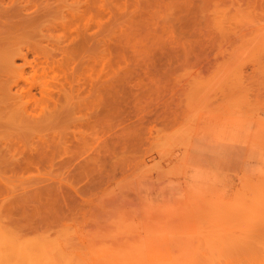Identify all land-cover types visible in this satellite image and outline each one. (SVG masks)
I'll return each mask as SVG.
<instances>
[{"label":"rangeland","instance_id":"rangeland-1","mask_svg":"<svg viewBox=\"0 0 264 264\" xmlns=\"http://www.w3.org/2000/svg\"><path fill=\"white\" fill-rule=\"evenodd\" d=\"M26 1H30L29 6L36 2L40 6L37 10L42 8L43 13H32L37 7L33 3L30 13L22 11V16L32 14L42 19L37 20V25H53L51 35L46 37L48 42H62L69 47L72 41L80 40L76 59L81 58L85 68L74 62V70L71 63L62 72L63 76L66 72L69 75L72 69L80 74L84 102L78 106L59 96L60 113L53 124L37 129L19 126L31 140L42 134L53 140L54 163L41 164L39 173L43 178L31 170L26 184L16 183L15 189L47 185L52 188L48 195L56 198L45 196L50 201L48 207L44 205L45 197L38 200L33 216L47 217L49 221L38 220L31 227L24 226L16 220L15 212L0 205V264H18L19 257L15 255L19 245L30 243L37 249L46 247L41 252L45 264H108L112 258L120 264H147L146 256L138 251L146 244L152 246L155 256L166 259L157 264H186L187 257L179 254L182 247L208 251L206 264H226L227 260L217 251L227 247L231 239L244 235V219L264 217V195L260 193L264 189V0ZM26 1L17 0L15 5H26ZM197 4L201 5L199 13ZM184 16L186 19L182 20ZM198 17L207 25L205 28L200 27L202 23L197 24L199 19L193 20ZM15 18L19 20L21 15ZM63 19L68 23L61 27ZM71 25L76 27L77 35L82 31L81 37L75 34L72 40L70 31H75ZM198 25L201 35L196 33ZM203 30L208 34L204 37L212 38H201ZM32 37L16 40L22 44ZM227 38L230 42L224 44ZM46 39L42 41L45 43ZM6 43L0 46V57L11 46ZM125 60L128 69L131 66L130 73L125 70L127 67L122 72L130 75L134 71V76L124 74L127 79L117 77L123 68L116 65H124ZM54 68L38 69L41 79L38 73H26L29 84L47 88L42 95L33 88L21 98L25 107L35 114L40 112L41 117L55 107L45 95L52 93L57 84L55 75L61 69ZM146 74H150L149 79ZM116 77L125 78L121 86H127L128 90H122L126 94L120 92ZM112 85L120 91L112 90ZM61 87L55 90L62 96ZM139 91L149 100L141 98ZM118 92L123 94L120 100L113 95ZM85 115L87 119L83 118ZM12 128L14 133L18 131L17 126ZM2 169L0 175H4ZM33 176L39 179L34 177L33 181ZM35 237L40 238L34 241ZM76 237L89 240L79 241ZM125 237L131 238L128 247L122 242L116 245ZM258 240L262 241V237L258 236Z\"/></svg>","mask_w":264,"mask_h":264},{"label":"bare ground","instance_id":"bare-ground-1","mask_svg":"<svg viewBox=\"0 0 264 264\" xmlns=\"http://www.w3.org/2000/svg\"><path fill=\"white\" fill-rule=\"evenodd\" d=\"M14 0H9V2H5V0H0V21H2L0 24V46L2 45V43H6V42H9L8 44H10L11 48L7 50L6 54L2 57H0V167L3 168L1 171L4 175H0V205H2L3 207H5V209L9 212H15L16 214L13 213V215L16 216V220L21 222L24 226H27V227H31L33 226L38 220L40 221H49V218L45 217V218H42V219H37L35 218L33 215V212L37 209V207H39V205H36L38 200L42 199V197H45L49 194V191L52 189H49V186L45 185H41L42 187H34L33 189H27V187H22L21 190L17 191L14 187V184L20 186L21 185H24V183L26 184V179H28L30 176V172L31 170L33 171V169L39 174H37V176L40 178H43L41 176V174L39 173L40 171V167L46 163L44 162H47L49 163L48 166H50L52 163V160H53V157H52V154H53V150H52V143H53V140L51 142V140L47 139V137L45 138L44 134H42L43 136H40V137H35V140H31L33 139L32 137H28V134L24 131L21 132L22 128L19 126H22V127H27L25 129H29V127H33L34 129H37L38 127L40 126H49L50 123H54L52 122L54 120V118L56 119V116H59V107L57 108L58 104H59V99L60 98H64L65 101H74V104L76 105H80L81 102L83 101L81 99V97L84 96V94H81V93H84V91L82 92V87H83V81H82V78L80 76V74H75V71H73V66H74V62H76V65H79L78 67L81 68V65H83V68H85L84 66V62L83 61H80L81 58L76 59V50L81 48V43H80V40L79 41H72L73 39H75V34L77 35V32H76V27L73 28V26L71 25V29H74V31L76 32H71L72 36H74V38H72V40L69 39L73 42V43H70V42H67L70 43L69 44V47L72 46V47H68V46H65V45H62V42H59L58 43H50L48 42L49 39L47 40L46 37L48 35L49 37V30H50V27H53V25L51 24H42V25H37V20H42L41 18L38 19L39 17L38 16H34V15H26L25 17L22 16L23 15V12H25V14L28 12L30 13V10L29 8H31L33 6V3H35L34 5H36L37 3L36 2H33L32 4H30L31 6L28 5V3H30V1H26V5H24L25 2H23V4H20L19 5H15L16 4V1L15 0L14 2H12ZM165 2V0H163ZM188 1V0H187ZM199 1V0H198ZM46 4H47V1H44ZM43 2V3H44ZM78 2V1H77ZM184 2V1H183ZM200 2V1H199ZM198 2V4H199ZM44 3V6L46 5ZM172 3V2H171ZM19 4V3H18ZM168 4V3H167ZM182 4V3H181ZM197 4V13H199L201 11V8L200 6ZM42 5V4H41ZM164 5V3H163ZM183 5V4H182ZM43 6V7H44ZM49 6V5H47ZM44 7L45 9L47 8ZM165 6V5H164ZM167 6V5H166ZM165 6V7H166ZM170 6V5H168ZM167 6V7H168ZM40 7V6H39ZM38 7V4H37V7L35 6L33 8L32 13H34V11H37L39 12L42 8H40L39 10H37ZM186 7V5H185ZM169 8V7H168ZM183 8H184V5H183ZM35 9V10H34ZM55 9H57L55 7ZM173 8L171 7V10ZM29 10V11H28ZM48 10V9H47ZM47 10H44L45 12H47ZM52 11L50 12H54L53 9H51ZM167 10V8H166ZM170 10V9H169ZM23 11V12H22ZM42 11V12H41ZM40 13L42 14L43 13V10H41ZM44 12V14H46ZM50 12L47 14L49 15ZM72 12V11H71ZM78 12V10H77ZM80 12V11H79ZM78 12V13H79ZM196 12V10L194 11ZM36 13V12H35ZM34 13V14H35ZM70 14V12H69ZM72 14V13H71ZM167 14V13H166ZM21 15V19L19 18ZM38 15V14H36ZM195 15V14H194ZM199 15V14H198ZM42 18H44V15H41ZM65 16V15H64ZM63 16V17H64ZM75 16V15H73ZM73 16H72V19H73ZM200 16V15H199ZM15 17H18L19 20H14L16 19ZM67 17V16H65ZM196 17V15L194 16ZM202 17V16H201ZM201 17L199 18H195L193 20L195 21H198L199 19V22H197V24H201L200 27H206L207 25H204L203 21L200 22V19ZM14 18V19H13ZM46 18V17H45ZM67 18H70L69 16ZM13 19V20H12ZM186 19V16H184L182 18V20ZM197 19V20H196ZM69 20V19H67ZM47 21V20H46ZM62 21V19L60 20V22ZM73 21V20H72ZM71 21V22H72ZM41 22V21H40ZM52 22V21H51ZM59 22V21H58ZM58 22H56V24H58ZM59 22V23H60ZM68 23V21H66ZM66 22H64V19H63V23L61 27H63V25L65 26ZM70 22V23H71ZM65 23V24H64ZM81 24V23H80ZM195 24V22H194ZM196 24V25H197ZM38 26V28H37ZM39 26H42V27H39ZM85 26V25H84ZM169 26V25H168ZM56 27V26H55ZM199 25L197 26V29L198 31H196L197 34H200L201 35V30L198 28ZM54 28V27H53ZM68 28V27H66ZM70 28V27H69ZM195 28V27H194ZM203 28V29H204ZM56 29V28H55ZM60 29V27H59ZM59 29H57V31H59ZM70 29V30H71ZM168 29V28H167ZM69 30V29H68ZM171 30V29H170ZM36 31V32H35ZM52 31V30H51ZM78 33H79V30H77ZM81 31V30H80ZM169 31V30H168ZM61 32H64L61 31ZM60 32V33H61ZM82 32V31H81ZM79 33V34H82V33ZM85 32V31H84ZM53 35H54V32H52ZM66 33V32H64ZM64 33H61L64 34ZM171 33V31H170ZM202 37L201 38H204L206 40V38L208 37H204L206 36V32L204 33V30L202 32ZM57 34V33H56ZM77 35L76 37H81L80 35ZM30 39H26L25 41H23L22 44H19L18 42H22V41H18L17 42V38L20 39V37H30V36H33ZM36 35V36H35ZM39 35V38L38 36ZM51 35V34H50ZM70 35V33H69ZM208 35V34H207ZM55 36V35H54ZM66 36V35H65ZM71 36V35H70ZM197 36V35H196ZM37 37V38H35ZM42 37V38H41ZM45 37V38H44ZM64 37V36H63ZM172 37V36H171ZM210 37V36H209ZM208 37V38H209ZM227 37L229 38V35L227 34ZM23 38V39H24ZM197 38V37H196ZM195 38V39H196ZM212 38V37H210ZM228 38L224 41V44L226 42H230V40H228ZM4 39V40H3ZM42 39H46V42L44 43L42 41ZM56 39V37H55ZM53 38V41L55 42V40ZM68 39V38H67ZM84 39V37H83ZM204 39H203V42H204ZM3 40V41H2ZM11 40V41H10ZM16 40V42H15ZM66 40V39H65ZM198 40V39H196ZM202 40V39H201ZM2 41V42H1ZM84 41V40H83ZM199 41V40H198ZM222 41V39H221ZM220 41V42H221ZM57 42V41H56ZM64 42V41H63ZM14 43V44H12ZM16 43V45H15ZM65 43V42H64ZM202 43V41H201ZM7 44V43H6ZM17 44H19L17 46ZM49 44V45H48ZM73 44V45H72ZM197 44V43H196ZM16 46L15 48H12L14 46ZM89 45V44H88ZM181 45H183L181 43ZM201 45V44H200ZM221 45V43H220ZM220 45L218 43V47L220 49ZM184 46V45H183ZM225 46V45H224ZM223 46V47H224ZM222 48V47H221ZM83 49V48H82ZM222 50V49H220ZM223 51H224V48H223ZM220 52V51H217V53ZM221 53V52H220ZM224 53V52H223ZM223 53L221 54L222 57L224 56ZM86 54V53H85ZM194 55V54H193ZM217 55V54H216ZM31 56V57H29ZM78 56V55H77ZM80 56V55H79ZM78 56V57H79ZM97 56V55H96ZM77 57V58H78ZM101 59V58H100ZM169 59V58H168ZM94 60V59H93ZM99 60V59H98ZM155 60V59H154ZM161 60V59H160ZM159 60V61H160ZM163 60V59H162ZM170 60V59H169ZM117 60H113V62ZM158 61V62H159ZM165 61V60H164ZM90 62V61H89ZM88 62V63H89ZM95 62V60H94ZM119 62V61H118ZM71 63H72V69H70L71 73H69V75H67L68 73H64V76H63V72L62 70L70 65L71 66ZM87 63V62H86ZM162 63V62H161ZM171 64V62H169ZM91 64V63H90ZM114 64V63H111V65ZM144 64V63H143ZM153 64V63H152ZM155 64V63H154ZM165 64V63H164ZM86 65V64H85ZM128 61L125 60L124 62V65L122 64L119 65L117 64L116 66H118L117 68L120 69V67H122L123 69H120V76H117V77H128L129 74H127L126 72H122V70L124 71V69L130 73V68L131 66L129 67L128 69ZM88 67H91V65L89 66L88 64L86 65ZM103 66V65H102ZM124 66V67H123ZM198 65H196L197 67ZM54 67L56 68H60L61 71L57 72V74L55 75V77L57 79V84L60 83V86L59 84L55 85V89H57L58 87H61L62 89V96H61V93L59 92H56L57 90H55L54 88V93H46V97H48V99H50L49 101H52L51 105L53 104L57 109V113L55 111V107H53L54 111L52 110L50 113H48V115L46 117H41V115H38L39 113L36 112L37 114H35L34 112H32L31 110H29V108L25 107V104H22L23 102L21 101V98L24 97V94L30 92L31 89H37V91H40V94L41 92L47 88H43L41 87V84L40 85H36L34 82L35 85H33L32 83L29 84L28 80L27 81V76L26 73L28 71H30V73H38L36 71H38V69H41L42 71H46V69L49 70V68H53L55 69ZM114 67V66H113ZM199 67V66H198ZM68 68V67H67ZM78 68V69H79ZM133 68V67H132ZM76 69V71L78 70ZM88 69V68H87ZM93 69V68H92ZM101 69V68H100ZM128 69V70H127ZM134 69V68H133ZM139 69V68H138ZM146 69V68H145ZM47 70V71H48ZM51 70V69H50ZM85 70V69H84ZM198 70V69H197ZM69 71V70H68ZM83 71V70H82ZM82 71H79L81 73H83ZM87 71V70H86ZM92 71V70H91ZM133 71V70H131ZM140 71V70H139ZM88 72V75H90V72ZM86 72V73H87ZM102 72V71H101ZM141 73H145V72H142L140 71ZM147 72V70H146ZM154 72V71H153ZM158 72V71H157ZM157 72H154V73H157ZM163 72V71H162ZM168 72V71H167ZM29 73V72H28ZM47 73V72H46ZM49 73V72H48ZM50 73H52V71H50ZM54 73V71H53ZM85 73V72H84ZM123 73V74H122ZM126 73V74H125ZM134 73V71H133ZM131 72V74L134 76ZM148 73V72H147ZM164 73V72H163ZM162 73V75H163ZM40 74V75H38ZM37 76H41L42 73H38ZM100 74V71L99 73ZM118 74V73H117ZM124 74L126 76H124ZM130 74V75H131ZM160 74V73H159ZM165 74V73H164ZM199 74V73H198ZM32 75V74H31ZM122 75V76H121ZM129 75V76H130ZM150 75V74H149ZM149 75L146 74V76L148 77ZM167 75V74H166ZM49 76V75H48ZM60 76V78L58 79V77ZM95 76V75H93ZM116 76V75H115ZM145 76V74H144ZM143 76V77H144ZM152 76V75H151ZM160 76V75H159ZM169 76V75H167ZM30 77V75H29ZM53 75L50 77L52 80H54L55 78ZM90 77V76H89ZM96 77V76H95ZM115 78V82H118L117 84L120 83V85H118L119 89L121 90H118L115 86H117V84L115 86H113V89L112 90H115L116 91H120L121 93L125 92V94L127 93V91H123L122 90H125L127 88L121 86V84H123V80L125 78ZM126 77V79H127ZM140 77V76H139ZM141 77V78H143ZM145 77V78H147ZM155 77V76H153ZM161 77V76H160ZM164 77V76H163ZM32 78V77H31ZM46 78V77H44ZM91 78V77H90ZM140 78V79H141ZM143 78V79H145ZM150 77H148L149 79ZM162 78V77H161ZM41 79V77H40ZM43 79V78H42ZM49 79V78H48ZM51 79L49 81H51ZM92 79V78H91ZM132 79V78H131ZM139 79V80H140ZM143 79L140 80V82L143 81ZM157 79V78H156ZM163 79V78H162ZM161 79V80H162ZM167 79V78H166ZM165 79V80H166ZM59 80V81H58ZM94 80V79H92ZM118 80H121V82H119ZM134 80H135V77H134ZM146 80V79H145ZM144 80V83H146ZM160 80V81H161ZM214 80V79H213ZM33 81V80H32ZM37 81V80H36ZM39 81V80H38ZM37 81V82H38ZM47 81V80H46ZM126 81V80H125ZM136 81V80H135ZM134 81V82H135ZM219 82H222V80H218ZM93 82V81H91ZM95 82V81H94ZM133 82V83H134ZM138 82V81H137ZM150 82V81H149ZM167 82V81H166ZM214 82L216 83L217 82V79L214 80ZM42 83V82H41ZM48 83V82H47ZM46 83V85H47ZM56 83V82H55ZM89 83V82H88ZM86 82V84H88ZM97 83V82H96ZM112 83V82H111ZM126 83V82H125ZM44 84V83H42ZM107 84V83H105ZM138 85V83H136ZM163 84V83H162ZM99 85V84H98ZM141 85V84H140ZM166 85V84H165ZM43 86V85H42ZM66 86V88H65ZM102 86V85H101ZM122 89H121V87ZM146 86V85H145ZM151 86V85H150ZM54 87V86H53ZM92 87V86H91ZM90 87V88H91ZM134 87V86H133ZM132 87V88H133ZM167 87V85H166ZM89 88V89H90ZM94 88H96V86H94ZM131 88V87H129ZM142 88V87H141ZM145 88V87H144ZM88 89V90H89ZM140 88H138L139 90ZM147 89V88H146ZM128 90V89H126ZM133 91H137V89H132ZM149 90V89H148ZM32 91V90H31ZM48 91V90H47ZM95 91V89H94ZM143 91V90H142ZM146 91V90H145ZM50 92V91H49ZM61 92V91H60ZM87 92V91H86ZM112 92V91H111ZM120 92L117 93H113V95L117 96V100L120 98ZM138 92V91H137ZM136 92V93H137ZM141 92V91H139ZM147 92V91H146ZM145 92V93H146ZM56 93V94H55ZM60 95H59V94ZM128 93H130L128 91ZM134 94V92H132ZM131 93V94H132ZM144 93V94H145ZM25 94V95H26ZM27 94V95H28ZM32 94V92H31ZM49 94V95H48ZM51 94V95H50ZM87 94V93H86ZM89 94V93H88ZM92 94V93H91ZM124 94V93H123ZM122 94V95H123ZM133 94H132V97H133ZM138 94V93H137ZM142 94V92H141ZM141 98L143 96V94L141 95ZM150 94V93H149ZM26 95V96H27ZM34 95V93H33ZM42 95V94H41ZM57 95V96H56ZM82 95V96H81ZM92 95H95V94H92ZM121 95V96H122ZM129 96H131L130 94H127ZM60 96V98H59ZM102 96V95H101ZM109 96V95H108ZM113 96V97H115ZM138 96V95H137ZM145 96V95H144ZM143 96V97H144ZM148 96V95H147ZM151 96V95H150ZM45 97V98H46ZM105 97V96H104ZM146 97V96H145ZM100 97H98L99 99ZM112 98V97H110ZM148 98V97H146ZM47 99V98H46ZM93 98H91L92 100ZM95 99V98H94ZM93 99V100H94ZM97 99V98H96ZM95 99V100H96ZM97 99V100H98ZM106 101V98H104ZM109 99V98H108ZM139 99V98H137ZM151 99V98H150ZM120 100V99H119ZM129 100V99H128ZM144 100V99H143ZM149 100V98H148ZM61 101V99H60ZM81 101V102H80ZM87 100H85L86 102ZM142 101V100H141ZM84 102V101H83ZM89 102V101H87ZM94 102V101H93ZM97 102V101H96ZM103 102V101H102ZM107 102V101H106ZM110 102V101H109ZM121 102V101H120ZM129 102V101H128ZM158 102V101H156ZM164 102V100H163ZM90 103V102H89ZM88 103V104H89ZM99 103V102H98ZM104 103V102H103ZM144 103V102H143ZM143 103L141 104L143 106ZM166 103V102H165ZM72 104V103H71ZM73 104V105H74ZM116 104V103H115ZM140 103H138L139 105ZM151 104V102H150ZM149 104V105H150ZM82 105V104H81ZM102 105V104H101ZM105 105V104H104ZM107 105V104H106ZM60 106V105H59ZM122 106V105H121ZM126 106V105H125ZM124 106V107H125ZM133 106V105H132ZM29 107V106H28ZM118 106L116 107H113L112 106V109L113 108H117ZM134 107V106H133ZM164 107V106H163ZM73 108V107H72ZM107 108V106H106ZM126 108V107H125ZM124 108V109H125ZM136 108V107H135ZM167 108V107H166ZM78 109V108H77ZM89 109V108H88ZM110 109V108H109ZM127 109V108H126ZM134 109V108H133ZM33 110V109H32ZM76 110V109H75ZM129 110V109H128ZM153 110V109H152ZM162 110V109H161ZM164 110V109H163ZM87 111V110H86ZM92 111V110H90ZM160 111V110H159ZM59 112V113H58ZM85 112V111H84ZM83 112V113H84ZM89 112V111H88ZM128 112V111H127ZM141 112V111H140ZM149 112V111H147ZM156 112V111H155ZM87 113V112H86ZM92 113V112H91ZM136 113V112H135ZM144 113V112H143ZM152 113V112H151ZM41 114V113H40ZM90 114V112H89ZM148 114V113H147ZM161 114V113H160ZM93 115V114H92ZM97 115V114H96ZM103 115V114H101ZM119 115V114H118ZM123 115V114H122ZM130 115V114H129ZM145 115V114H144ZM150 115V114H149ZM162 115V114H161ZM159 115V116H161ZM165 115V114H164ZM80 116V115H79ZM105 116V115H104ZM151 116V115H150ZM149 116V117H150ZM154 116V115H153ZM83 117V116H82ZM86 115L83 117L84 119H87ZM92 117V116H91ZM152 118V117H150ZM149 118V119H150ZM93 119V118H92ZM105 119V118H104ZM118 119V118H117ZM145 119V118H144ZM148 119V117H147ZM148 119V120H149ZM82 120V118H81ZM79 119V121H81ZM101 120V119H100ZM153 120V119H152ZM84 121V120H82ZM81 121V123H82ZM97 121V120H96ZM102 121V120H101ZM118 121H120L118 119ZM123 121V120H122ZM143 121V120H142ZM146 122V121H145ZM157 122V121H156ZM155 122V123H156ZM87 123V122H86ZM121 123V122H120ZM153 123V122H152ZM91 124V123H89ZM88 124V125H89ZM99 124V123H98ZM107 124V122L105 123ZM109 124H112V123H109ZM122 124V123H121ZM84 125V124H82ZM87 125V124H85ZM95 126V124H93ZM12 126H14V128L17 126V129L18 131H16L14 133ZM47 126V127H48ZM90 126V125H89ZM105 126V125H104ZM109 126V125H108ZM11 127V129H10ZM37 127V128H36ZM31 128V129H33ZM104 128V127H103ZM106 128H107V125H106ZM110 128V126H109ZM23 129V130H25ZM20 130V131H19ZM13 131V132H12ZM53 131V130H52ZM20 132V133H19ZM26 134H24V133ZM21 133H23L21 135ZM55 133V131H54ZM58 133V132H57ZM26 135V136H25ZM40 134H38L39 136ZM53 135V134H51ZM22 136V137H21ZM37 136V134H36ZM58 136V135H57ZM24 137H27V138H24ZM236 139V138H235ZM190 140H191V137H190ZM186 141V140H185ZM54 148V147H53ZM56 150V147L55 149ZM63 150V149H62ZM65 150H63L64 152ZM55 153V151H54ZM62 153V152H61ZM65 153V152H64ZM63 153V155H64ZM242 154V153H241ZM56 155V154H55ZM186 155V154H185ZM231 156V155H230ZM60 158V156H58ZM68 157V156H67ZM240 157V156H239ZM57 158V157H56ZM65 158V157H64ZM63 158V159H64ZM185 158V157H184ZM241 158V157H240ZM61 159V158H60ZM59 159V160H60ZM46 160V161H44ZM58 160V161H59ZM233 160V159H232ZM57 161V163H59ZM61 161V160H60ZM237 161V160H236ZM69 162V161H68ZM67 162V163H68ZM232 162V161H231ZM44 163V164H43ZM42 164V165H41ZM56 164V163H55ZM66 164V162H65ZM233 163H231V166H232ZM54 165V164H53ZM239 165V163H238ZM59 166V165H58ZM61 166V165H60ZM52 167V166H51ZM57 167V166H56ZM64 167V166H63ZM53 168V167H52ZM224 168V167H223ZM44 169V168H43ZM51 169V168H50ZM55 169V168H54ZM58 169V168H57ZM46 170V169H45ZM49 170V169H48ZM232 170V169H231ZM52 171V170H51ZM50 171V172H51ZM56 171V170H55ZM26 173V174H25ZM28 173V174H27ZM33 173V172H32ZM31 173V174H32ZM49 174V172H48ZM47 174V175H48ZM29 176V177H28ZM36 176V175H35ZM33 176V178L31 177V179H33V181H35V178L38 180L39 178ZM28 177V178H27ZM35 177V178H34ZM30 179V178H29ZM46 179V178H45ZM41 180V179H40ZM60 180V179H59ZM63 180V179H62ZM62 180H60L61 182H63ZM44 181V179L42 180ZM50 181V180H49ZM58 181V180H57ZM65 182V181H64ZM29 185V184H28ZM70 186V185H69ZM72 186V185H71ZM75 187V186H74ZM17 188V187H16ZM77 188V187H76ZM71 189V188H70ZM17 191V192H16ZM56 193H57V189H55ZM59 191V190H58ZM72 191V190H70ZM75 191V190H74ZM51 193V191H50ZM59 193V192H58ZM260 193H262V195H264V189H260ZM250 194H256V192H249V195ZM52 195H55V194H52ZM49 196V195H48ZM51 196V194H50ZM49 196V198H50ZM52 198H56V196H51ZM46 199V202L44 203L45 207L49 205V198L48 197H45ZM43 200V199H42ZM44 200V201H45ZM62 200V199H61ZM41 201V200H40ZM264 201V200H262ZM240 205H244V202L241 201V203H239ZM260 205V204H258ZM264 206V205H262ZM30 212V213H29ZM12 214V213H10ZM243 224L242 225V230L245 231L244 235H242L241 237L239 238H235V239H231L230 242H228V245L227 247H223V248H220L217 252L220 253L226 260H227V263L226 264H264V217L260 216V217H253V218H249V219H244L243 221ZM258 236H261L262 237V241H259L258 240ZM40 237H35L33 238L34 241H36V239H38ZM77 240L79 241H83V240H89V238H84V237H76ZM118 239H116L115 241H117ZM121 241H117L115 242L116 245H119L120 242H122V246H126L127 243L130 242L131 238H128V237H125V238H122L120 239ZM38 241V240H37ZM27 243V242H26ZM118 243V244H117ZM150 244H146L143 246L142 250L139 248V252L142 253V255L146 256V262L147 264H157V263H162V262H166V259L163 260L164 258H158L157 256H155V253L154 251L150 248ZM128 247V246H126ZM152 247V246H151ZM58 248V246H57ZM57 248L55 247V251L58 252L59 250H57ZM17 250V249H16ZM46 251V247H44V250H43V247L40 246L39 249H37L32 243L30 244H20L19 245V248L17 250L16 253H18V255L16 254L15 256H18V264H45V261H43L42 259V253ZM2 252V251H1ZM42 252V253H41ZM4 254V253H3ZM53 254V253H52ZM171 254V253H170ZM179 254L180 256H183V257H187V263L186 264H206L207 263V258L209 256V252L208 251H204L201 250V249H198V248H194V249H188V250H185L183 249V247L179 250ZM44 257V256H43ZM6 261H9L8 259ZM3 262V261H2ZM5 263V261H4ZM108 264H120V261L118 260H113V258L110 260V262H108ZM167 264H178L176 262H169Z\"/></svg>","mask_w":264,"mask_h":264}]
</instances>
